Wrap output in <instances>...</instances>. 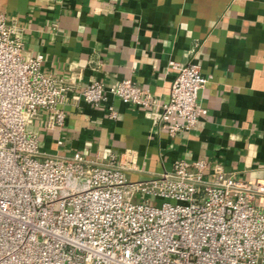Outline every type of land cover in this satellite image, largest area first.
Listing matches in <instances>:
<instances>
[{
    "label": "built area",
    "instance_id": "built-area-1",
    "mask_svg": "<svg viewBox=\"0 0 264 264\" xmlns=\"http://www.w3.org/2000/svg\"><path fill=\"white\" fill-rule=\"evenodd\" d=\"M43 61L0 10V264H264L262 182L222 169L206 178L203 160L131 181L132 153L43 157L30 126L46 109L62 128L72 89L46 76ZM169 65L176 76L160 105L130 79L92 83L82 96L95 107L111 96L141 107L169 136L189 131L205 114L198 93L208 79L196 64Z\"/></svg>",
    "mask_w": 264,
    "mask_h": 264
},
{
    "label": "crops",
    "instance_id": "crops-1",
    "mask_svg": "<svg viewBox=\"0 0 264 264\" xmlns=\"http://www.w3.org/2000/svg\"><path fill=\"white\" fill-rule=\"evenodd\" d=\"M0 10L26 53L44 56L43 73L72 88L62 128L46 109L30 126L43 157L132 153L131 181L203 160L206 178L222 169L264 183V0H0ZM169 62L196 64L208 79L198 93L205 114L189 131L169 136L141 107L82 96L92 83L130 79L160 105L176 76Z\"/></svg>",
    "mask_w": 264,
    "mask_h": 264
},
{
    "label": "rangeland",
    "instance_id": "rangeland-1",
    "mask_svg": "<svg viewBox=\"0 0 264 264\" xmlns=\"http://www.w3.org/2000/svg\"><path fill=\"white\" fill-rule=\"evenodd\" d=\"M262 205H264V200L262 202H260Z\"/></svg>",
    "mask_w": 264,
    "mask_h": 264
}]
</instances>
